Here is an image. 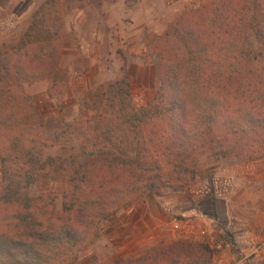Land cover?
I'll use <instances>...</instances> for the list:
<instances>
[{
    "label": "trees",
    "instance_id": "16d2710c",
    "mask_svg": "<svg viewBox=\"0 0 264 264\" xmlns=\"http://www.w3.org/2000/svg\"><path fill=\"white\" fill-rule=\"evenodd\" d=\"M61 13V0H46L18 43L0 49V264H67L135 198L194 180L200 155L264 158V0H209L147 34L154 98L138 107L128 80L103 83L84 98L86 118L72 122L14 91L57 76L61 50L49 42ZM53 145L59 153L47 155ZM42 182L62 186V215L17 198ZM213 254L206 243L161 242L113 264H209Z\"/></svg>",
    "mask_w": 264,
    "mask_h": 264
},
{
    "label": "rangeland",
    "instance_id": "374dc122",
    "mask_svg": "<svg viewBox=\"0 0 264 264\" xmlns=\"http://www.w3.org/2000/svg\"><path fill=\"white\" fill-rule=\"evenodd\" d=\"M208 1L61 0V32L49 42L61 50L57 76L18 84L14 91L34 92L43 115L67 122L86 118L84 98L103 83L128 80L135 104L146 106L160 87L158 60L145 52L147 34H162L181 14ZM45 2L0 0V49L18 43ZM54 80L58 84L51 98L48 90ZM60 149L53 145L45 152L57 155ZM175 187L167 185L159 196L146 193L130 203L170 217L168 237L162 242L209 244L214 252L209 264H264V158L215 159L203 154L196 178ZM25 197L40 198L53 215L63 214V188L57 182L37 183L17 198ZM108 219L101 224L99 238L67 264H113L118 259H101L102 247L110 246L104 237L113 233Z\"/></svg>",
    "mask_w": 264,
    "mask_h": 264
},
{
    "label": "crops",
    "instance_id": "0c3cea01",
    "mask_svg": "<svg viewBox=\"0 0 264 264\" xmlns=\"http://www.w3.org/2000/svg\"><path fill=\"white\" fill-rule=\"evenodd\" d=\"M33 93L26 92L30 95ZM122 212L111 216L107 221V224L112 225L113 233L104 237L107 238L106 242L110 243V246L102 247L101 259L109 256L112 260L119 257H139L146 250L158 246L165 237H168L166 230H169L167 224H169L170 217L164 215L160 210L128 206ZM120 227H122L121 230ZM246 232L250 233V230L246 229ZM99 253L100 249L98 248L95 253L98 261ZM103 261L109 262V258L108 260L105 258Z\"/></svg>",
    "mask_w": 264,
    "mask_h": 264
},
{
    "label": "built area",
    "instance_id": "2783aa9c",
    "mask_svg": "<svg viewBox=\"0 0 264 264\" xmlns=\"http://www.w3.org/2000/svg\"><path fill=\"white\" fill-rule=\"evenodd\" d=\"M202 234L205 236V235H207V231L206 230H203L202 231Z\"/></svg>",
    "mask_w": 264,
    "mask_h": 264
}]
</instances>
